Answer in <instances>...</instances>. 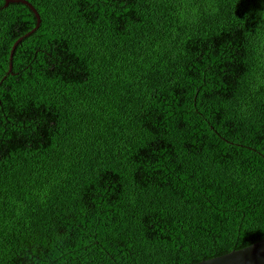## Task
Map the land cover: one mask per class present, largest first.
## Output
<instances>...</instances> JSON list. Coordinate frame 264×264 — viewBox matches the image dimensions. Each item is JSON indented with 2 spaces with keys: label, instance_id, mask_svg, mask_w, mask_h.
<instances>
[{
  "label": "trees",
  "instance_id": "16d2710c",
  "mask_svg": "<svg viewBox=\"0 0 264 264\" xmlns=\"http://www.w3.org/2000/svg\"><path fill=\"white\" fill-rule=\"evenodd\" d=\"M0 0V264H194L264 238V0Z\"/></svg>",
  "mask_w": 264,
  "mask_h": 264
},
{
  "label": "water",
  "instance_id": "95a60500",
  "mask_svg": "<svg viewBox=\"0 0 264 264\" xmlns=\"http://www.w3.org/2000/svg\"><path fill=\"white\" fill-rule=\"evenodd\" d=\"M4 6L6 7L9 3H21L29 7L33 10L35 17H36V24L33 29L29 32L25 33L22 37H19L12 45L9 53V64H8V71L9 73L12 68V55L14 52L15 47L18 43L24 38L28 37V35L34 32L39 24V15L33 9V7L26 1V0H3ZM194 264H264V238L246 246L238 250H232L226 254L213 257L207 260H202Z\"/></svg>",
  "mask_w": 264,
  "mask_h": 264
}]
</instances>
